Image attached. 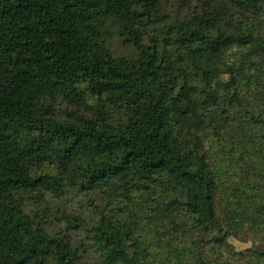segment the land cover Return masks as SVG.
I'll use <instances>...</instances> for the list:
<instances>
[{
    "label": "trees",
    "instance_id": "1",
    "mask_svg": "<svg viewBox=\"0 0 264 264\" xmlns=\"http://www.w3.org/2000/svg\"><path fill=\"white\" fill-rule=\"evenodd\" d=\"M0 264H264V0H0Z\"/></svg>",
    "mask_w": 264,
    "mask_h": 264
},
{
    "label": "rangeland",
    "instance_id": "2",
    "mask_svg": "<svg viewBox=\"0 0 264 264\" xmlns=\"http://www.w3.org/2000/svg\"><path fill=\"white\" fill-rule=\"evenodd\" d=\"M114 49L119 51L120 54L124 53L122 51V45L120 43V41H116L114 44ZM53 204L55 206V212H57V210H64L67 211V213L69 214H77L78 215V209L80 208L79 206L81 204H84V201H82L81 203H78V195H72L71 197L65 199V200H58V199H53ZM236 246L238 248H244L246 246H248L247 244H242L236 241H233Z\"/></svg>",
    "mask_w": 264,
    "mask_h": 264
}]
</instances>
